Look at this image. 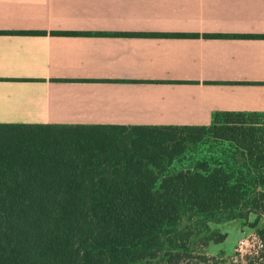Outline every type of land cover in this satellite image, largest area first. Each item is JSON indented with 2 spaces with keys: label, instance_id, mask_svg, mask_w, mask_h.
Masks as SVG:
<instances>
[{
  "label": "trees",
  "instance_id": "obj_1",
  "mask_svg": "<svg viewBox=\"0 0 264 264\" xmlns=\"http://www.w3.org/2000/svg\"><path fill=\"white\" fill-rule=\"evenodd\" d=\"M252 213L264 241V111L217 110L207 125L0 124V264H216L197 242H223L212 223Z\"/></svg>",
  "mask_w": 264,
  "mask_h": 264
},
{
  "label": "crops",
  "instance_id": "obj_2",
  "mask_svg": "<svg viewBox=\"0 0 264 264\" xmlns=\"http://www.w3.org/2000/svg\"><path fill=\"white\" fill-rule=\"evenodd\" d=\"M208 33L264 35V0H0V124L264 111V37Z\"/></svg>",
  "mask_w": 264,
  "mask_h": 264
},
{
  "label": "rangeland",
  "instance_id": "obj_3",
  "mask_svg": "<svg viewBox=\"0 0 264 264\" xmlns=\"http://www.w3.org/2000/svg\"><path fill=\"white\" fill-rule=\"evenodd\" d=\"M78 130L67 131V135L74 137ZM80 132V131H79ZM92 132L93 135H99L100 131H87ZM123 136V135H121ZM69 137V136H68ZM129 139V138H124ZM180 173V171H178ZM170 176L163 177L159 184L160 186L164 183ZM255 214L252 213L247 221L243 219H232L224 221L221 223H212L214 228H219L222 232L227 233V237L223 242L210 241L209 244H202V241H198L195 249L198 252L204 253L208 257H217L219 262L216 264H264V247L257 241V231L256 228L252 227L250 224L255 219ZM264 224V218L260 221V225ZM257 237V238H256ZM248 240L249 249L252 253H247L243 257L238 253V244L241 239ZM196 254V253H195ZM195 260L190 261L189 264H195ZM209 264H213L210 261Z\"/></svg>",
  "mask_w": 264,
  "mask_h": 264
},
{
  "label": "built area",
  "instance_id": "obj_4",
  "mask_svg": "<svg viewBox=\"0 0 264 264\" xmlns=\"http://www.w3.org/2000/svg\"><path fill=\"white\" fill-rule=\"evenodd\" d=\"M258 237V238H257ZM257 241L260 242V244L264 247V241L257 235ZM248 240L243 238L239 241L238 244V248L236 250H238V253L243 257L245 254L247 253H252V250L249 249L248 246Z\"/></svg>",
  "mask_w": 264,
  "mask_h": 264
}]
</instances>
